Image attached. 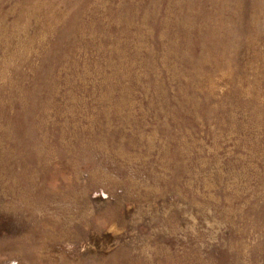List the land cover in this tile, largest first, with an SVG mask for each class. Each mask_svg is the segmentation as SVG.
Segmentation results:
<instances>
[{"label": "rangeland", "instance_id": "rangeland-1", "mask_svg": "<svg viewBox=\"0 0 264 264\" xmlns=\"http://www.w3.org/2000/svg\"><path fill=\"white\" fill-rule=\"evenodd\" d=\"M0 264H264V0H0Z\"/></svg>", "mask_w": 264, "mask_h": 264}]
</instances>
